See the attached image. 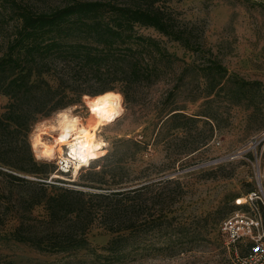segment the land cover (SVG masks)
<instances>
[{
	"label": "rangeland",
	"instance_id": "rangeland-1",
	"mask_svg": "<svg viewBox=\"0 0 264 264\" xmlns=\"http://www.w3.org/2000/svg\"><path fill=\"white\" fill-rule=\"evenodd\" d=\"M18 1L40 10L59 4ZM172 7L195 30L193 41L204 53L137 26L138 36L160 43L170 55L158 61L159 77L117 86L115 93L122 98L105 116L92 113L86 103L90 95L68 107L83 129L104 143L105 156L78 169L70 163L69 173L60 171L61 159H69L73 134L54 126L67 108L21 135L39 163L38 173L0 166L4 173L80 192V210L68 219L90 227L89 249L47 254L0 238V264H106L104 248L115 234L106 229L104 213L132 202L139 210L136 258L122 264H236V256L247 253L249 241L234 251L221 224L238 211L237 199L253 193L262 198L257 201L264 220V0H183ZM10 16L0 6V57L16 25ZM212 62L226 71L210 70ZM87 86L101 92L109 85L98 81ZM8 102L0 95L1 113ZM36 138L60 150L54 160L39 157ZM11 186L0 175V192ZM249 209L245 203L243 210ZM161 210L170 220L164 227L157 225ZM12 211L4 219L10 220L8 231L16 222L10 219ZM42 214L41 207L35 209L34 215Z\"/></svg>",
	"mask_w": 264,
	"mask_h": 264
},
{
	"label": "trees",
	"instance_id": "trees-1",
	"mask_svg": "<svg viewBox=\"0 0 264 264\" xmlns=\"http://www.w3.org/2000/svg\"><path fill=\"white\" fill-rule=\"evenodd\" d=\"M182 1L59 0L57 6L40 10L18 0H0V6L11 11L10 18L16 19L0 57V95L9 100L5 112H0V166L25 174L38 173L39 163L21 139L32 124L81 102L84 95L117 92L119 85L149 83L159 77L157 63L170 55L160 43L138 36L137 26L153 28L204 53L193 41L195 30L172 7ZM209 69L220 74L226 71L217 62H212ZM98 81L109 86L101 92L88 88L89 83ZM122 93L127 95L124 90ZM0 175L12 184L0 192V238L47 254L89 249L90 227L68 219L80 210V192L1 169ZM39 207L44 214L34 215ZM11 208L14 216L10 219L16 222L8 231L10 220L4 219ZM159 214L162 223L157 225L164 227L170 220L163 210ZM138 216L133 202L104 213L106 229L115 234L104 248L108 253L106 264L136 258ZM151 224L149 220L147 225Z\"/></svg>",
	"mask_w": 264,
	"mask_h": 264
},
{
	"label": "bare ground",
	"instance_id": "bare-ground-1",
	"mask_svg": "<svg viewBox=\"0 0 264 264\" xmlns=\"http://www.w3.org/2000/svg\"><path fill=\"white\" fill-rule=\"evenodd\" d=\"M121 98L118 93L111 91L91 98L86 97V103L92 109H97V111L92 110L93 114L105 116L108 114V107H115ZM57 125L54 126L56 131L73 134L72 141L67 144L69 159L63 158L61 160L69 164L76 162L78 164L76 169H78L79 167L89 165L92 160L101 159L106 155L107 152L104 150V143L100 139H97L98 137L96 135L87 133L83 129L81 120L70 115V110L62 111L58 114ZM33 147L40 158L54 160L60 153V150L56 149L57 147H50L37 138L33 141ZM61 157H63V151L61 152ZM241 202L243 203L244 200L241 199Z\"/></svg>",
	"mask_w": 264,
	"mask_h": 264
},
{
	"label": "built area",
	"instance_id": "built-area-1",
	"mask_svg": "<svg viewBox=\"0 0 264 264\" xmlns=\"http://www.w3.org/2000/svg\"><path fill=\"white\" fill-rule=\"evenodd\" d=\"M59 164L62 173H69L72 169V164L64 160ZM257 200L262 201L257 193L250 194L243 203L241 199H237L238 211L221 224V231L227 235L228 243L234 251L237 250L238 244L244 240L249 241V250L243 255L236 256V264H264V220ZM245 203L250 207L248 211L243 210Z\"/></svg>",
	"mask_w": 264,
	"mask_h": 264
},
{
	"label": "snow or ice",
	"instance_id": "snow-or-ice-1",
	"mask_svg": "<svg viewBox=\"0 0 264 264\" xmlns=\"http://www.w3.org/2000/svg\"><path fill=\"white\" fill-rule=\"evenodd\" d=\"M93 111H97V109H93Z\"/></svg>",
	"mask_w": 264,
	"mask_h": 264
}]
</instances>
